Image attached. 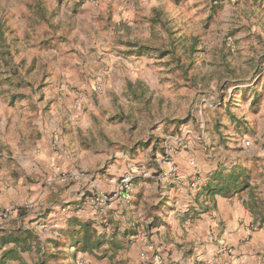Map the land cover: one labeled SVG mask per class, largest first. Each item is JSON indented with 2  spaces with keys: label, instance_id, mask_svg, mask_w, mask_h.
Masks as SVG:
<instances>
[{
  "label": "rangeland",
  "instance_id": "1",
  "mask_svg": "<svg viewBox=\"0 0 264 264\" xmlns=\"http://www.w3.org/2000/svg\"><path fill=\"white\" fill-rule=\"evenodd\" d=\"M4 74L42 100L31 125L59 130L61 170L252 180L264 163V0H0Z\"/></svg>",
  "mask_w": 264,
  "mask_h": 264
},
{
  "label": "crops",
  "instance_id": "2",
  "mask_svg": "<svg viewBox=\"0 0 264 264\" xmlns=\"http://www.w3.org/2000/svg\"><path fill=\"white\" fill-rule=\"evenodd\" d=\"M7 76L0 79V207L27 200L33 207L14 212L0 229L28 230L36 236L33 245L40 242L43 250H63L60 262L67 264H146L142 253H161L164 264H264V226L247 206L249 191L229 196L204 193L209 174L186 179L192 169L181 163L185 179H137L131 200H116L107 209L87 207L79 194L82 183L63 185L56 178L59 168L75 165L71 149L61 148L59 130L48 129L41 120L31 125V105L41 110L42 100L6 91ZM113 174L109 170L95 183L111 192L114 185L107 176ZM257 175L250 183L264 204V163ZM75 218L92 222L105 241L96 255L72 243L68 230ZM52 241L60 243L58 248ZM37 255L35 249L22 252L5 264H34Z\"/></svg>",
  "mask_w": 264,
  "mask_h": 264
},
{
  "label": "trees",
  "instance_id": "3",
  "mask_svg": "<svg viewBox=\"0 0 264 264\" xmlns=\"http://www.w3.org/2000/svg\"><path fill=\"white\" fill-rule=\"evenodd\" d=\"M131 47H135L140 52H157L159 55L169 54L168 51H163L161 48L150 47L146 44L139 42L128 43ZM132 88V83L129 84ZM232 119H235V115L230 113ZM250 170L245 167L239 168H218L209 176L210 181L203 187L202 192L215 196L220 194L222 196H229L236 193H242L249 191L251 202L247 204L250 210L255 213L257 218L261 222V226H264V204L259 199L252 188L249 179ZM71 230H68L72 239V243L79 247L83 252L96 255L97 252L103 247L105 241L102 236L98 234V231L93 226L92 222L80 221L78 219L73 220ZM4 229H0V233H3ZM33 238H36L31 232L24 229L16 231H4L0 235V249H4L0 264H5L8 260H16L21 257L22 252L36 250L37 259L34 264H67L60 262V257L63 255V250L53 252L52 250H43L40 242L32 244ZM58 248L59 242L52 241ZM9 244H13L11 247H7Z\"/></svg>",
  "mask_w": 264,
  "mask_h": 264
},
{
  "label": "built area",
  "instance_id": "4",
  "mask_svg": "<svg viewBox=\"0 0 264 264\" xmlns=\"http://www.w3.org/2000/svg\"><path fill=\"white\" fill-rule=\"evenodd\" d=\"M164 176L168 175V172L163 173ZM140 175L136 171H128L119 176H111L108 181L114 185V189L111 192L101 189L95 183L94 176L82 169L71 168L68 170H57L56 178L63 185H70L75 182L82 183L79 194L83 197L86 206L90 208H110L112 203L116 200L129 201L133 198L136 190V181ZM196 182L191 183L192 187H196ZM33 207L32 201H25L20 206H6L0 207V228L5 227L9 222L11 215L14 212L20 211L23 208L29 209ZM146 264H164L165 257L161 253H154L149 255L147 253L141 254Z\"/></svg>",
  "mask_w": 264,
  "mask_h": 264
}]
</instances>
